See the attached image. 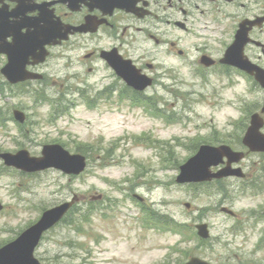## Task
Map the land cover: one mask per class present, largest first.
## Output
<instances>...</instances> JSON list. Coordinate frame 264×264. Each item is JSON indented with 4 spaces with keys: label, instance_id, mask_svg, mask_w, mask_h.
Segmentation results:
<instances>
[{
    "label": "rangeland",
    "instance_id": "374dc122",
    "mask_svg": "<svg viewBox=\"0 0 264 264\" xmlns=\"http://www.w3.org/2000/svg\"><path fill=\"white\" fill-rule=\"evenodd\" d=\"M243 4V18H252L260 14L264 0H243ZM236 13L240 14V11ZM130 33L133 39L128 34L118 39L128 48L129 55L139 56L135 58L146 67L148 63L154 65L152 71L156 73V81L145 95L152 97V106L165 113V119L144 108L117 110L108 100H100L92 110L84 106L81 93L94 99L109 82L103 83L100 75L90 72V66L103 64L100 58L87 61L86 68L76 61L88 52L85 46L91 51L112 47L113 44H103L105 40H111L110 37L99 36V41L94 44L78 40L81 49L74 51L76 57L71 51H67L65 58L61 53L54 57L55 65L49 69L53 76L47 72L50 81L44 88L50 98L62 100L63 105L70 101L74 104L69 115L63 114L53 123L50 122L52 108L49 104L35 105L27 94H16L32 88H4V78L0 76V107L3 111L12 114L15 106H19L28 112V122L23 124L22 131L13 125L11 132L0 130V152H15L25 147L31 154L38 155L44 144L56 142L72 152L84 150L92 161L83 176H66L54 169L42 173L41 177L21 175L15 169L13 173L1 175L0 200L6 209L0 214V229H3V232L0 230V242L17 235L33 222L41 207L76 195L79 203L74 208L77 211L74 219H80L81 227L64 223L45 235L37 252L47 263L171 264L190 256L210 255L215 264H264V240L257 244L259 234L264 235V231L256 228L264 225L261 210L264 208V188L257 195H251L250 191L255 189L249 185L245 188L242 179L229 178L223 195L231 196V200L223 202L221 195L194 193L176 182L177 168L195 153L199 144H239L244 134L240 106L260 103L263 92L251 95L250 89L253 90L254 85L251 83L246 87L243 76L233 68L226 71L216 68L213 74L204 78L191 73L187 64L197 56L195 46L198 41L193 35L183 34L177 49L182 48L186 57L179 60L176 53H167L172 39L170 34L163 36L165 43H159L148 33L135 30ZM261 39L264 40V33ZM221 45L217 43L220 52L215 53L224 52ZM164 65L169 69L166 76L161 68ZM103 67L99 73H108L103 72ZM175 68L180 69L176 71ZM123 87L122 82L116 81V89ZM249 98L252 99L250 103ZM168 117L175 122L167 120ZM243 163L250 171L255 170L254 178H258L257 183L263 187L264 155L250 154ZM2 164L0 158V173ZM137 196L162 215L186 224L187 229L198 222L209 223V241L201 244L192 231L183 235L179 231L145 227ZM187 202L191 203V208L185 207ZM222 205L243 216L242 234L228 232L234 220L220 211ZM94 207L99 208L98 213L92 210ZM255 209L261 211L254 213ZM84 211L87 220L82 219ZM248 217L251 219L245 221ZM248 222L256 224L252 226ZM184 236L191 240L181 243ZM212 245L213 250H210Z\"/></svg>",
    "mask_w": 264,
    "mask_h": 264
},
{
    "label": "flooded vegetation",
    "instance_id": "af4514ba",
    "mask_svg": "<svg viewBox=\"0 0 264 264\" xmlns=\"http://www.w3.org/2000/svg\"><path fill=\"white\" fill-rule=\"evenodd\" d=\"M229 1L234 4L237 3L240 14L232 15V11L228 10V7L231 8V2L227 0H116L118 5L114 4V0L109 1L106 5L99 4L96 0H80L81 3H73L72 0H0V7L8 8L6 11H0V24L4 23L5 27L11 25L13 28L15 25L16 27L23 25L25 9L31 8L32 11L28 12L30 17H37L41 10L48 11L55 23L86 25L89 30H94L76 34L68 42L55 47L62 51L74 47L78 40L94 44L99 41V36H106L110 37L111 40L104 42L113 44L112 47H116L118 50L128 52V48L119 39L127 34L130 39H133L130 31L135 30L137 33H148L151 38L156 39L159 43H165L163 36L170 34L172 39L168 46V52L173 55L176 53L184 58L186 57L184 50L182 48L177 49V47H180V43L183 41V34L187 33L198 38L195 46L197 56L193 59V63L191 65L189 63L187 66L190 65L191 72L206 76L213 74V70L217 67L231 69L230 66L221 62L225 50L222 54L215 53L219 51L216 48L217 43L224 44V48L231 43V25L236 24V28H238L243 21V0ZM74 4L77 7L72 9ZM261 9L260 14L251 18L257 19V25L250 31L253 41L246 46L245 53L251 61L264 68V40L261 39L264 33V5L261 6ZM215 26L218 28L216 30L217 36L213 31H209ZM235 30L237 31L234 28V32H236ZM2 34H5L7 40L10 41L14 30L5 29ZM84 59L77 62L87 65V61L94 62L99 59L97 50L88 52ZM7 60L6 54H0V71ZM210 61L214 62V65L208 66L207 62ZM31 62H33V58L29 59L27 66L30 71L39 72L43 71L44 67H53L49 57L41 64ZM147 66L154 67L150 63ZM164 68L167 70V66L164 65ZM89 69L91 72L96 71L93 66H90ZM179 69L175 68L176 71ZM43 76L42 80L26 81L19 85L44 82L47 77L46 72ZM250 78L253 79L251 75ZM257 106L259 107L260 104ZM246 176L247 174L245 178Z\"/></svg>",
    "mask_w": 264,
    "mask_h": 264
},
{
    "label": "water",
    "instance_id": "95a60500",
    "mask_svg": "<svg viewBox=\"0 0 264 264\" xmlns=\"http://www.w3.org/2000/svg\"><path fill=\"white\" fill-rule=\"evenodd\" d=\"M245 33L243 35L239 34L236 40L235 45L237 47H244L247 38L245 37ZM243 43V44H242ZM236 57L234 58V60H232L231 55H226L225 61L228 62H232L235 65L243 68V69H247L252 71L251 67L249 66V63L244 59V57L242 58L241 54L239 53V55H235ZM228 58V59H227ZM126 69V73L125 75L128 76V79H131L133 82L132 84H136V83H147L148 81L145 80V77L139 75L136 71H134L133 69H130L126 66H124ZM258 78L261 82H264V75H258ZM146 85V84H145ZM259 136V135H257ZM251 139V136H250ZM249 139V140H250ZM257 140H259V146L264 147V138L259 137ZM247 142V140H246ZM55 153H54V165L56 167L62 168L63 170H65L66 172H79L83 169L84 167V162H83V158L79 157V156H71L70 154H68L67 152L63 151L60 147L56 146L55 148ZM217 151V150H216ZM214 151V153L216 152ZM20 154L18 155H11V154H5L4 156L10 160L11 162L14 163L15 159H18ZM219 156V154H217L215 157L212 156V161L211 162H218V160H214ZM34 161H38L36 159H32ZM25 165H30L31 164V160H25ZM207 164L209 162H206ZM59 211V209H58ZM57 210H53L49 213H47V215L44 217L43 221L35 226V229H33L31 232H29L28 237L26 238H20L17 242L3 248L0 251V264H36L35 260L33 259V251H34V247L36 244V238L40 235V233L46 229L49 225H51L55 220V215L56 213H58ZM64 211H60V213H62ZM204 228V226L202 227ZM35 235V239L34 241L32 240V237ZM189 264H204L198 260H193L191 263Z\"/></svg>",
    "mask_w": 264,
    "mask_h": 264
}]
</instances>
